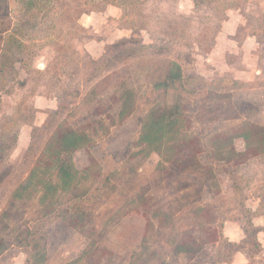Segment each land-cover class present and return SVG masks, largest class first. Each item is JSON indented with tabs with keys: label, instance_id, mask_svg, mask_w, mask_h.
Here are the masks:
<instances>
[{
	"label": "rangeland",
	"instance_id": "obj_1",
	"mask_svg": "<svg viewBox=\"0 0 264 264\" xmlns=\"http://www.w3.org/2000/svg\"><path fill=\"white\" fill-rule=\"evenodd\" d=\"M8 56L0 264H26L27 231L43 264H213L219 227L245 228V210L264 200V155L233 139L243 123L264 126V0H0V62ZM170 63L201 81L155 90ZM124 87L136 95L120 122ZM177 101L196 141L150 154L138 145L143 121ZM71 130L93 136L63 156L79 171L73 202L69 193L43 205L31 189L15 203L57 134ZM192 144L194 161L174 166ZM232 148L239 156L220 162ZM191 243L202 248L194 259L175 253ZM260 252L250 244L245 253L264 260Z\"/></svg>",
	"mask_w": 264,
	"mask_h": 264
},
{
	"label": "trees",
	"instance_id": "obj_2",
	"mask_svg": "<svg viewBox=\"0 0 264 264\" xmlns=\"http://www.w3.org/2000/svg\"><path fill=\"white\" fill-rule=\"evenodd\" d=\"M31 5H33V1L30 2L29 6ZM6 45H14V43L8 40L6 41ZM10 50L15 52L13 48ZM9 61V56L7 58L4 57L0 62V70H2V67L6 66ZM157 80L158 81L154 83L155 90L167 89L171 86H176L178 83L181 84L180 86L184 87V85L189 82L201 81V79L197 77H186L178 65L171 63L166 65L161 73V77H158ZM135 95V92L129 88L124 87L121 91V109L118 114V120L120 122L131 115ZM186 122L187 117L180 101H177L172 106L154 110L148 114L143 121L138 145L143 147L144 150L150 154L158 153L159 156L162 157L164 148L169 147L174 142H184L183 144L185 145L189 139H194L196 141L192 134H188ZM233 139H242L246 144V148L253 150L255 155H264V126L252 122L243 123ZM92 142L93 136L86 132L71 130L62 131L60 134H57L46 149L45 154L47 155L40 160L38 166L31 173L28 182L15 192L13 198L15 203L17 200H22L24 194L31 189H38L41 191L42 196L40 201L43 205H47L49 202L52 204L60 200L63 194L69 193L70 199L68 202L72 203L75 197L73 199L71 196L78 186L79 171L75 169L71 162L63 160V156H70L78 150L86 148ZM193 146V144L190 145L191 149L186 148L187 146H181L179 154H175L174 157L170 158L173 160V165L178 167V163H181L185 158L188 160L190 159L191 153L196 154ZM232 149L230 155L221 156V158H219L220 162H232L239 156L235 148ZM190 161H194V159L192 158ZM263 207L264 200L257 212L248 209L245 210L246 222L244 231L247 237L240 244L232 243L225 239L221 230L223 228L219 227V243L223 242V245L219 248L217 259L213 264L229 263L236 253L246 249L250 244L257 246V234L260 229L254 227L253 220L255 217L259 216L261 212L260 209L262 210ZM84 215L85 213L83 212V217ZM27 236L26 240H28V244L26 245L25 251L28 259L26 260V264L46 263L47 255L38 244L36 235L27 231ZM191 244L193 245L177 244L175 253L177 255H185L186 258L194 259L202 251V248L198 247L196 245L197 243ZM5 248V241L0 239V256L2 252L5 251ZM131 264H135V262Z\"/></svg>",
	"mask_w": 264,
	"mask_h": 264
},
{
	"label": "crops",
	"instance_id": "obj_3",
	"mask_svg": "<svg viewBox=\"0 0 264 264\" xmlns=\"http://www.w3.org/2000/svg\"><path fill=\"white\" fill-rule=\"evenodd\" d=\"M262 201L260 199L256 209L250 208V210H252L253 212H257L260 208ZM260 211L261 212L259 216L254 218L253 224L256 229H260L259 233L257 234V246L260 248L261 251L260 253H264V207L262 208V210L260 209ZM225 225L226 227L224 228L223 234L224 237L227 238L229 242L240 244L246 239L247 236L244 231L243 221H242V227L236 226L235 229H232L231 227L234 226L232 222H228ZM248 247L236 253L231 262L221 263V264H263L264 260L260 257L256 258L257 255L255 256L254 260L250 259V256H248V254L245 253Z\"/></svg>",
	"mask_w": 264,
	"mask_h": 264
}]
</instances>
